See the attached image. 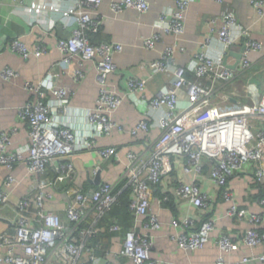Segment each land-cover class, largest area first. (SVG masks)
I'll return each instance as SVG.
<instances>
[{
    "label": "built area",
    "instance_id": "obj_1",
    "mask_svg": "<svg viewBox=\"0 0 264 264\" xmlns=\"http://www.w3.org/2000/svg\"><path fill=\"white\" fill-rule=\"evenodd\" d=\"M103 0H74L66 16L74 22L72 35L59 40V49L66 55L67 61L79 57L80 61L93 60L97 66V79L100 94L94 112L87 113V119L97 134H110L114 127H119L112 118L123 103L124 96L116 91L110 77L117 71L115 55L123 51L124 45L118 42L92 43L89 34L99 33L103 27L104 16L100 13ZM190 0H175V8L165 9L157 21L158 31L142 39V45L148 50L155 49L165 37L181 38L185 33V12ZM255 11L264 15V1L254 0ZM113 13H122L134 9L142 14L151 10L149 0H111ZM222 22L218 30V39L222 49L217 57L209 56L205 51L195 54L198 64L195 79L186 76V69L178 63V53L184 47L172 44L161 51L158 59L149 64L151 76L163 73L172 78L166 91H160L150 99L147 117L131 130L137 134L140 130L149 132L155 122L162 132L144 154L129 152L131 159L122 179L132 186L135 197L131 199L130 208L136 216L150 217L145 223L148 229L159 228L158 215L150 213V192L152 185H161L163 178L173 171V159L181 157L186 174H193L190 183L179 182L177 196L191 202L195 207L206 210L211 206L209 195L202 190L199 180L209 168V178L220 189L225 201L231 203L229 215L236 219H245L258 225L264 222V214L249 213L239 208L234 195L229 189V180L245 172L252 166L255 180L264 186V88L261 90L254 80L251 55L261 52L264 44L252 36L250 29L243 28L234 12L226 10L219 17L211 20L216 24ZM245 38V51L238 69H230L224 60L238 39ZM211 38L206 39L209 46ZM19 52L24 58L31 55L40 56L47 50L45 46L29 49L22 39L16 37L10 41L0 38V52L5 48ZM83 77L81 71H75ZM4 76L17 75L4 70ZM209 79L211 84L203 80ZM243 79L246 91L233 100V94L223 90L216 100V85H232ZM147 78L131 76L127 78L128 93H143L147 87ZM27 88L37 93L38 99L29 100L19 109V116L28 124L31 144L28 155L23 151H11V138L0 130V162L9 168L17 163H25L32 175L41 178L49 171L52 178L41 179L38 192L29 198L11 205L10 193L0 190V209L11 205L16 217L13 232L0 235L1 264H96L98 259L88 240L105 229L97 221L108 213L118 202L115 183L102 182L96 189L85 190L73 186L76 172L70 156L76 152L95 151V139H86L79 143L77 136L62 119L67 113L68 91L64 88L51 92L55 99H46L47 93L40 85L27 83ZM187 97V107H179L181 96ZM149 118L154 120L150 124ZM16 131V130H15ZM97 151V150H96ZM102 159L117 156V149L107 147L99 149ZM203 159H206L204 161ZM100 166L95 169L98 173ZM14 178L9 176L5 185L10 187ZM69 186L65 191L67 205L63 209L48 208L47 202L55 200V192L63 193V185ZM168 196L165 197V199ZM264 204V198L261 200ZM91 216L92 224L86 226V219ZM197 219L186 216L183 220H174L179 229L178 242L182 249L197 250L211 239L215 228L213 219L197 224ZM113 231L122 229L121 225H110ZM244 241L249 246L264 245V231L251 228L246 231ZM221 249L236 251L239 244L229 236L219 239ZM152 243L148 234H139L131 229L126 232L122 249L115 253L117 259L129 258L132 264H158L150 255ZM264 261V254L259 257H244L239 262L227 263L222 257L216 264H250L256 260ZM104 264H116L105 259Z\"/></svg>",
    "mask_w": 264,
    "mask_h": 264
},
{
    "label": "crops",
    "instance_id": "obj_2",
    "mask_svg": "<svg viewBox=\"0 0 264 264\" xmlns=\"http://www.w3.org/2000/svg\"><path fill=\"white\" fill-rule=\"evenodd\" d=\"M151 10L142 14L134 9H127L122 13H113L110 9L111 0H103L100 13L104 16V23L100 31L102 41L118 42L124 45V49L117 56V71L110 77V82L116 91L124 96L120 107L112 112L115 123L110 134H97L95 128L87 119V113H92L97 107L100 94V84L97 79V66L93 60L80 61L79 57L67 61V57L59 49V40L69 38L74 29V22L69 20V13L74 0H0V38L10 41L16 37H22L29 49L45 46L46 52L40 56L31 55L24 58L19 52L7 47L0 52V130L9 134L11 138V151H23L28 155L31 144L29 126L19 116V109L29 100L38 99L37 93L27 88V83L40 85L46 91V99H55L51 92L54 89L64 88L68 91L67 113L62 116L63 122L73 130L77 141L82 143L87 137L95 139V151L76 152L70 156L76 172L73 186L82 187L85 190L96 189L102 182L115 183L122 181L125 169L131 159L129 152L144 154L152 143L161 135V128L155 124L149 132L140 130L132 134L131 130L147 117L146 112L151 98L160 91H166L172 78L166 74L158 73L151 76L149 64L158 59L165 46L176 44L184 47V51L178 53V63L185 67L186 71L195 75L198 64L195 54L205 51L209 56L217 57L222 49L218 39V30L222 22L216 24L211 20L219 17L226 10L234 12L241 27L250 29L252 36L261 40L264 44V15L258 14L253 6L254 0H190L185 12V33L176 39L167 36L164 42L158 43L153 50L143 47L142 39L151 36L158 31L156 26L159 16L165 9L175 8V0H149ZM264 1V0H263ZM211 38L209 46H205L206 39ZM245 38L238 39L231 51L240 53L245 47ZM254 69V80L263 79L264 88V48L261 52L251 55ZM237 58L228 55L230 64L236 63ZM238 69V67H237ZM13 71L17 75L4 76L3 71ZM75 71L83 72V77H78ZM138 76L147 78V87L143 93H128L127 78ZM259 76V77H258ZM260 78V79H259ZM211 84L209 79L203 80ZM216 100H221L223 90L233 94V100L241 98L246 91L245 81L238 80L232 85L223 86L217 83ZM179 107H187L188 100L183 92ZM247 101L246 98L243 99ZM150 124L154 120L149 118ZM16 130V131H15ZM114 147L118 155L108 159H102L99 149ZM206 161V159H203ZM173 171L163 178L159 186L152 188L150 194V213L158 215L159 228L148 229L145 223L150 217L136 216L130 210L131 226L128 230L121 223L122 229L113 231L110 225L117 222V217L105 214V219L99 224L105 227L101 232L108 231L109 236L101 237V244H97L95 254L98 259L96 264H104L105 259L116 264H132L129 258L117 259L115 253L123 247L124 236L127 231L134 229L139 234H148L152 243L150 255L158 264H216L219 258L227 263L241 261L244 257H259L264 254V245L249 246L244 241L247 230L257 228L264 231V222L255 225L245 219L239 220L229 215L231 203L225 201L222 189L218 188L209 178V168L206 166L199 184L210 199L209 209L201 210L191 202L180 199L176 194L179 182L190 183L193 174H186L183 159H173ZM100 166L101 182L95 184L97 176L95 169ZM9 176L15 180L12 186L5 185ZM52 173L39 178L32 175L25 163H16L14 168L0 162V190L10 193L11 205L29 198L38 192V183L41 179L50 180ZM69 186L63 185V191ZM239 208L246 209L249 213L264 214V186L259 184L254 176L252 166L245 172L232 177L228 184ZM158 189L160 191H158ZM65 191L55 192V200L47 202L48 208L63 209L67 202ZM157 192H160L157 194ZM162 193V197H161ZM168 196L169 199H165ZM135 197L134 193L132 198ZM9 205L0 209V235L13 232V221L16 217L14 208ZM131 209V208H130ZM208 215L215 221V228L211 239L201 249H182L179 246V229L175 227L174 220H183L186 216H192L200 220L202 215ZM199 217V218H198ZM89 216L84 223L92 224ZM124 225V227H123ZM224 236L231 237L239 244L236 251L221 249L219 239ZM3 253L0 248V255ZM1 264V263H0ZM250 264H264V261L256 260Z\"/></svg>",
    "mask_w": 264,
    "mask_h": 264
},
{
    "label": "trees",
    "instance_id": "obj_3",
    "mask_svg": "<svg viewBox=\"0 0 264 264\" xmlns=\"http://www.w3.org/2000/svg\"><path fill=\"white\" fill-rule=\"evenodd\" d=\"M102 30V29H101ZM90 39L92 41V43L94 44H99L102 42H109V41H102L100 39V32L99 33H90L89 34ZM186 76L189 79H195L196 76L194 74H192L189 71H186ZM259 77V76H258ZM260 79V78H259ZM206 168V167H205ZM152 187L158 186V185H153L151 184ZM158 191H160L158 189ZM115 193L117 194L118 197V202L115 203V205L112 207V209L106 213L108 215H112V216H116L117 219H115L118 224L123 223L125 225H123V227L128 230L129 227L132 225L131 224V218L129 217V213H130V202L133 196V190H132V186L127 184V180L126 179H122V181H120L116 186H115ZM160 192H157V194H159ZM223 193V191H222ZM162 193H161V197H162ZM169 199V197H167ZM114 216V217H115ZM199 218V217H198ZM105 219V216H102L98 221L97 224L101 223V221H103ZM211 217H209L208 215H202L200 220L197 219V224L201 225L202 222L210 220ZM108 231L105 232H99L97 235H95L94 237L90 238L88 240V243L95 248L97 247V244H101V237H104L105 235L109 236L110 234L107 233ZM111 236V235H110Z\"/></svg>",
    "mask_w": 264,
    "mask_h": 264
},
{
    "label": "water",
    "instance_id": "obj_4",
    "mask_svg": "<svg viewBox=\"0 0 264 264\" xmlns=\"http://www.w3.org/2000/svg\"><path fill=\"white\" fill-rule=\"evenodd\" d=\"M146 37H149V36H146ZM145 37V38H146ZM245 51V47H243V49H242V51L240 52V53H236L235 51H230L229 52V54L228 55H233V56H235L236 58H237V61H236V63H234V64H230L229 62H228V55H227V57L225 58V60H224V65L226 66V67H228V68H230V69H237V67H238V65H239V63H240V61H241V58H242V56H243V52ZM119 54H116L115 55V58H114V60H115V63H117V56H118ZM117 65V64H116ZM101 182V173H98L97 174V176H96V178H95V180H94V183L95 184H99Z\"/></svg>",
    "mask_w": 264,
    "mask_h": 264
},
{
    "label": "rangeland",
    "instance_id": "obj_5",
    "mask_svg": "<svg viewBox=\"0 0 264 264\" xmlns=\"http://www.w3.org/2000/svg\"><path fill=\"white\" fill-rule=\"evenodd\" d=\"M262 80L263 79L258 80V85H259L261 90L263 89V83H262L263 81Z\"/></svg>",
    "mask_w": 264,
    "mask_h": 264
}]
</instances>
